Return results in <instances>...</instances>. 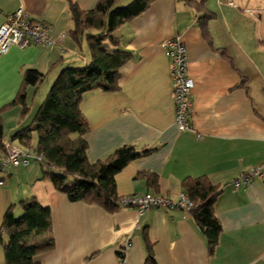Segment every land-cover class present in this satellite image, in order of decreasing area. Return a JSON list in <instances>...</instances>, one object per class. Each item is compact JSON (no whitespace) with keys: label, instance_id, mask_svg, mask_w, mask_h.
I'll return each instance as SVG.
<instances>
[{"label":"crops","instance_id":"1","mask_svg":"<svg viewBox=\"0 0 264 264\" xmlns=\"http://www.w3.org/2000/svg\"><path fill=\"white\" fill-rule=\"evenodd\" d=\"M70 1L81 11L93 10L98 2ZM263 2L204 0L203 10L215 16L202 26L204 13L196 6L154 0L113 32L120 50L131 54L120 69V91L91 90L80 104L89 163L122 146L153 150L115 176L119 197L151 193L175 199L184 192L182 181L202 176L218 187L214 215L221 231L212 255L190 211L155 208L139 215L126 208L108 213L97 205L69 202L44 176L50 170L35 160L28 168L0 173V227L7 209L13 206L18 218L20 202L36 199L50 208L54 240L53 250L34 258L40 264H145L148 246L155 264H264V176L238 189L232 186L252 167L264 166ZM251 4L257 13L254 31L246 18L256 15L247 6ZM19 9L50 25V36L58 44L12 46L0 56V157L6 142L33 150L36 134L32 148L12 136L32 123L46 96L41 87L47 80L52 85L63 68L90 60L86 42L78 44L70 37L69 0H0V25ZM176 35L186 46L187 74L194 83L192 130L185 132L174 121L171 62L162 48L165 39ZM27 69L44 78L25 89L24 105H11ZM40 92L43 99H38ZM145 173L157 177V186H148ZM46 237L33 234L27 243ZM0 264H5L1 245Z\"/></svg>","mask_w":264,"mask_h":264},{"label":"trees","instance_id":"2","mask_svg":"<svg viewBox=\"0 0 264 264\" xmlns=\"http://www.w3.org/2000/svg\"><path fill=\"white\" fill-rule=\"evenodd\" d=\"M120 0H98L95 8L81 11L69 0V11L73 21L70 37L78 44L85 41L89 62L83 66H70L60 70L48 93L39 106L32 123L17 130L12 138L32 148L33 134L37 135L36 146L32 149L42 157L41 162L50 172H44L55 190L69 202L97 205L108 213L120 208L116 192L115 176L129 162L150 154L152 149L137 151L133 146H122L105 159L93 164L85 156L87 144L83 135L87 124L80 111L85 93L91 90L118 92L120 69L131 59V54L120 50L119 39L113 32L122 24L141 15L154 0H131L118 6ZM188 6H196L204 13L199 22L202 26L214 14L203 10L204 0H180ZM204 30V28H203ZM44 75L31 69L23 72L21 87L10 104L25 101V89L38 85ZM143 178L149 187L157 186V177L145 173ZM182 187L194 207L190 210L194 220L203 230L210 255L218 242L221 226L214 215V204L220 194L218 187L205 177L185 179ZM22 215H14L13 206L5 212L0 227V245L5 264H40L35 257L53 250L51 234V211L36 199L20 202ZM48 234L43 241L28 244L33 235ZM145 264H155L150 246L147 247Z\"/></svg>","mask_w":264,"mask_h":264},{"label":"built area","instance_id":"3","mask_svg":"<svg viewBox=\"0 0 264 264\" xmlns=\"http://www.w3.org/2000/svg\"><path fill=\"white\" fill-rule=\"evenodd\" d=\"M50 25L31 19L22 10L7 14L0 25V56L5 54L12 46L24 49L31 45L54 47L58 41L50 36ZM165 55L171 62V78L173 81V101L175 108L174 121L179 131H191V92L193 81L188 77V56L186 46L181 36L176 35L165 39L162 43ZM43 161V157L35 150H26L9 142L3 144V154L0 157V173L8 168L25 167L31 161ZM264 176V166L252 167L247 173L233 181L232 186L238 189L248 185L253 179ZM2 183L0 182V185ZM194 203L185 192L175 199L168 195H155L146 193L142 195L124 196L120 199V208H134L139 215L150 209H182L190 211Z\"/></svg>","mask_w":264,"mask_h":264},{"label":"rangeland","instance_id":"4","mask_svg":"<svg viewBox=\"0 0 264 264\" xmlns=\"http://www.w3.org/2000/svg\"><path fill=\"white\" fill-rule=\"evenodd\" d=\"M130 0H121L119 3H118V6H124V5H126L128 2H129ZM248 6V8L249 9H252L253 10V13L254 14H256L255 15V17H251V16H249L248 14H246L248 17H246L247 19H249L250 21H251V25H250V27L252 28V30L254 31L255 29H256V19H257V13L256 12H254V10H255V8H254V6L251 4V5H247ZM263 6H264V2H263ZM264 17V16H263ZM48 81V80H47ZM45 82L44 84H43V86L41 87V90H42V92H44L45 93V95H46V93L48 92V89L50 88V83H48V82ZM45 89H46V91H45ZM42 94L43 93H41L40 92V94L38 93V99L41 97L42 99L44 98V96H42Z\"/></svg>","mask_w":264,"mask_h":264}]
</instances>
